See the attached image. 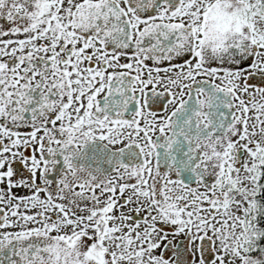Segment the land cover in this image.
Here are the masks:
<instances>
[{
	"label": "snow or ice",
	"instance_id": "1",
	"mask_svg": "<svg viewBox=\"0 0 264 264\" xmlns=\"http://www.w3.org/2000/svg\"><path fill=\"white\" fill-rule=\"evenodd\" d=\"M0 264H264V0H0Z\"/></svg>",
	"mask_w": 264,
	"mask_h": 264
}]
</instances>
